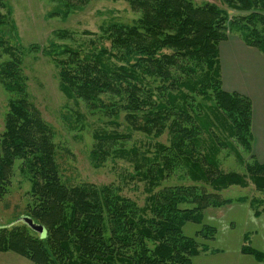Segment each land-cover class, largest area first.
I'll list each match as a JSON object with an SVG mask.
<instances>
[{
    "label": "trees",
    "instance_id": "16d2710c",
    "mask_svg": "<svg viewBox=\"0 0 264 264\" xmlns=\"http://www.w3.org/2000/svg\"><path fill=\"white\" fill-rule=\"evenodd\" d=\"M58 1L49 17L64 19L89 0ZM124 1L140 16L132 24L107 23L98 38L108 41V48L52 43L47 50L34 49L52 57L67 98L82 100L115 124L125 112V130L166 135V144L154 143L152 157L143 154L132 162L145 181L146 200L139 206L113 185L62 181L50 129L17 80L21 59L13 53L0 70L12 78L5 89L16 96L9 99L0 134V198L14 163L21 161L30 182L26 216L45 233L40 236L25 224L0 226V253H15L32 264H191L217 233L203 223L207 209L249 201L254 216L264 213L257 208L264 198L221 195L251 183L264 197V161L252 153L251 103L223 90L218 57L219 43L232 33L264 53V0H221L226 8L193 0ZM8 13L1 14L0 24ZM55 34L67 37L66 31ZM94 137L90 157L98 165L138 154L136 146L130 151L119 146L118 140L130 137L126 132H95ZM236 146L251 160L243 174L220 166L219 153L228 148L244 163ZM171 178L176 183L159 187ZM190 223L201 227L186 235ZM247 240L245 234L241 253L264 263V252Z\"/></svg>",
    "mask_w": 264,
    "mask_h": 264
},
{
    "label": "rangeland",
    "instance_id": "374dc122",
    "mask_svg": "<svg viewBox=\"0 0 264 264\" xmlns=\"http://www.w3.org/2000/svg\"><path fill=\"white\" fill-rule=\"evenodd\" d=\"M196 4L202 1L214 3L221 8H226L221 0H193ZM75 3L74 0H70ZM59 4L58 0H0V18L6 17V23L0 24V70L4 61L13 56V53L21 59L19 78L23 82L25 93L29 101L38 110L52 135L55 146V162L62 181L67 186L92 184L95 186L113 185L119 188L122 196L134 200L139 206H143L148 195L146 184L141 175L136 174L134 169L135 157L140 161L144 154L152 157L154 143H167L165 134L159 138H153L137 130H125L128 124L124 120L125 112H121L118 123H111L103 112L93 111L82 100L69 99L59 89L58 67L51 56L45 55L41 50L34 49L35 45L50 48L49 44L68 45L73 48L84 47L90 49L103 44L109 47V42L103 43L98 36L101 29L107 27L109 22L132 24L140 16L124 0H89L81 8L74 9L66 18L60 15L49 17V12ZM231 13V11H229ZM232 14V13H231ZM234 15V14H233ZM13 23H12V22ZM10 24L14 25L15 31L10 30ZM5 25V26H4ZM66 31V38H59L56 32ZM88 32L90 34H85ZM10 47V48H9ZM5 48H9L6 52ZM11 52V54H10ZM16 76V75H15ZM12 78L10 75L3 76L0 71V134L3 132L5 119L9 108V99L15 98L14 92H7V83ZM120 132L128 133L129 138L118 140L119 146L125 150L136 146L138 154H129L124 158H107L104 163L98 165L91 159V153L96 147L95 132ZM242 154L244 163L239 162L232 150L222 149L219 153L220 166L223 171H235L245 173V163H250L249 156L237 147ZM143 164L142 162H140ZM97 164V165H96ZM21 161H16L9 177L8 190L0 198V226L23 225L21 218L26 216V206L30 196L28 194L30 182L28 176L20 168ZM146 169L143 164L142 170ZM176 179L163 182L159 187L176 183ZM159 190V189H158ZM223 198L235 199L247 197L263 199V195L256 192L251 183L245 188L232 186L221 192ZM234 204V203H233ZM241 208L236 207L221 210L207 209L214 213L206 212L203 223L214 225L219 231L213 242L208 244V250L199 257L192 259L191 264H222L224 259L234 257L233 250L235 241H240L242 235L247 234L246 244L253 247L254 232L260 231L252 227L253 211L249 201L243 202ZM258 210L264 205H259ZM221 211L219 215L217 212ZM252 216V217H251ZM219 218H224V221ZM231 222V233L227 238L218 236L227 231L221 227L225 222ZM200 225L190 223L185 229L186 235H192ZM221 229V231H220ZM253 234V235H252ZM243 235V236H244ZM256 244L261 248L262 239H257ZM230 250V251H229ZM224 251V254L221 252ZM218 253V254H216ZM216 256H211L215 255ZM216 257V258H213ZM224 261V262H223ZM0 264H32L29 260L12 252L0 253ZM241 264V263H240Z\"/></svg>",
    "mask_w": 264,
    "mask_h": 264
},
{
    "label": "crops",
    "instance_id": "0c3cea01",
    "mask_svg": "<svg viewBox=\"0 0 264 264\" xmlns=\"http://www.w3.org/2000/svg\"><path fill=\"white\" fill-rule=\"evenodd\" d=\"M218 57L221 74V82L223 90L227 92H236L247 97L251 103V133H252V153L259 162L264 161V53L258 49L248 46L237 34H229L226 40L218 45ZM242 203H234L223 208L228 209L236 207V211L241 208ZM218 208L216 210H221ZM214 213L212 211H205ZM204 213V215H205ZM221 211L217 212L219 215ZM254 216V215H253ZM252 217V216H251ZM204 218V216H203ZM224 221V218H219ZM252 227L260 231L257 239H262L261 248L256 244V235L254 232L252 244L253 248L264 252V213L255 217L251 221ZM231 222H225L221 227L227 231L218 236L227 238V234L231 233ZM215 225V224H213ZM216 226V225H215ZM217 227V226H216ZM219 229H217V232ZM221 231V229H220ZM244 235V234H243ZM243 235L241 241H243ZM217 236V234H216ZM213 242V241H211ZM211 242H208L210 244ZM240 241H235L233 250L236 261L230 257L224 259L222 264H264L258 262L251 255L241 253ZM229 250V251H230ZM218 254V253H216ZM211 255V256H216ZM224 254V251L221 252ZM201 255V254H200ZM198 255L197 257H199ZM195 258V257H194ZM216 258V257H213ZM223 261V262H224ZM203 264V263H200ZM219 264V263H218Z\"/></svg>",
    "mask_w": 264,
    "mask_h": 264
},
{
    "label": "water",
    "instance_id": "95a60500",
    "mask_svg": "<svg viewBox=\"0 0 264 264\" xmlns=\"http://www.w3.org/2000/svg\"><path fill=\"white\" fill-rule=\"evenodd\" d=\"M21 222H23V224L27 225V227H29V229L37 234H39L40 236H43L45 233V229L42 225L36 224L35 222H33V220L27 216L22 217Z\"/></svg>",
    "mask_w": 264,
    "mask_h": 264
}]
</instances>
